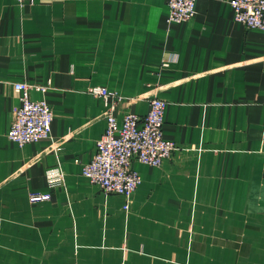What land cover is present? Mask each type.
<instances>
[{"label": "crops", "instance_id": "1", "mask_svg": "<svg viewBox=\"0 0 264 264\" xmlns=\"http://www.w3.org/2000/svg\"><path fill=\"white\" fill-rule=\"evenodd\" d=\"M168 0H0V264H264V30L231 0H196L168 22ZM53 108L48 138L8 132L14 82ZM118 115L167 101L178 148L142 175L131 209L83 174ZM33 192L51 198L31 201Z\"/></svg>", "mask_w": 264, "mask_h": 264}, {"label": "built area", "instance_id": "2", "mask_svg": "<svg viewBox=\"0 0 264 264\" xmlns=\"http://www.w3.org/2000/svg\"><path fill=\"white\" fill-rule=\"evenodd\" d=\"M24 4L28 0H16ZM234 17L250 28L264 30V0H231ZM168 22H182L196 13V0H168ZM20 102L14 107L8 136L19 145L48 138L52 133L54 112L46 99H32L31 89L46 90L47 86L25 81L14 82ZM108 104L107 128L97 140V150L91 161L83 166V174L105 192L124 196V208L131 209L133 195L142 181L134 161L162 166L178 148L175 141L164 137L167 101L154 96L145 115L124 112L118 115L121 94L106 86L90 90ZM51 194L33 192L31 201L50 199Z\"/></svg>", "mask_w": 264, "mask_h": 264}]
</instances>
